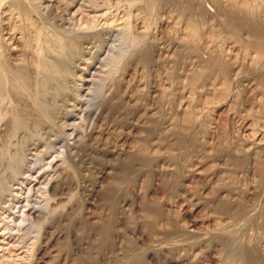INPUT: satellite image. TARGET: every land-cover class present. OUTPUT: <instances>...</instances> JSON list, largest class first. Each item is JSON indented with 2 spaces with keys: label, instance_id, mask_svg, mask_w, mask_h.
Wrapping results in <instances>:
<instances>
[{
  "label": "rangeland",
  "instance_id": "rangeland-1",
  "mask_svg": "<svg viewBox=\"0 0 264 264\" xmlns=\"http://www.w3.org/2000/svg\"><path fill=\"white\" fill-rule=\"evenodd\" d=\"M0 264H264V0H0Z\"/></svg>",
  "mask_w": 264,
  "mask_h": 264
},
{
  "label": "bare ground",
  "instance_id": "bare-ground-1",
  "mask_svg": "<svg viewBox=\"0 0 264 264\" xmlns=\"http://www.w3.org/2000/svg\"><path fill=\"white\" fill-rule=\"evenodd\" d=\"M50 4H51V3H50ZM51 5H52V4H51ZM90 47H91V46H90ZM103 61H104V60H103ZM78 62H79V61H78ZM98 66H99V65H98ZM89 68H91V65H89V64H88L87 68H83V67H81V69L83 70V72H84L85 75H89V72H90V71H88ZM94 71H95V70H94ZM93 73H94V72H93ZM88 77H89V76H88ZM93 77H94V76H93ZM78 79H79V78H78ZM88 81H92V80H89L88 78H84V79H83V83H84V84H87ZM79 103H81V102H79ZM72 104H73V103H72ZM76 110H79V109H76ZM72 115H73V114H72ZM72 123H73V122H72ZM68 127H69V126H68ZM76 138H77V137H76ZM35 147H36V145H35ZM35 147H34V148H35ZM33 150H34V149H33ZM43 151H44V150H43ZM44 152H45V151H44ZM48 164H49V163H48ZM55 165H56V164H55ZM58 165H59V164H58ZM48 168H49V167H48ZM33 169H34V167H29V168L26 169L25 171H28V172L32 175V174H33V173H32ZM44 172H45V173H48V172L45 171V170H44ZM24 173H26V172H24ZM48 174H50V173H48ZM34 176H35V175H34ZM32 177H33V176H32ZM35 177H36V176H35ZM41 177H43V176H41ZM41 177H40V178H41ZM44 177H46V176H44ZM37 179H38V178H37ZM47 179H48V178H47ZM26 180H27V178H26ZM34 180H35V179H34ZM35 181H37V180H35ZM39 181L42 182L41 179H40ZM33 182H34V181H33ZM37 182H38V181H37ZM38 183H40V182H38ZM20 184H21V183H20ZM27 184H28V183H27ZM16 185H17V184H16ZM23 185H24V184H23ZM34 185H35V184H34ZM38 185H39V184H38ZM24 186H25V185H24ZM36 187H37V186H36ZM19 188H20V187H19ZM19 188H18V189H19ZM31 190H32V189H31ZM60 190H61V189H60ZM32 191H33V190H32ZM36 193H38V192H36ZM36 193H35V195H36ZM17 196H18V195H17ZM33 198H34V197H33ZM7 199H8V198H7ZM13 199H14V198H13ZM17 200H18V198H17ZM29 200H30V199H29ZM18 201H19V200H18ZM11 202H12V201H11ZM20 202H21V201H20ZM5 208H6V207H4V209H5ZM39 208H40V207H39ZM8 209H9V208H8ZM10 211H11V210H10ZM12 211H13V210H12ZM39 213H40V212H39ZM12 231H13V230H12ZM18 233H19V232H18ZM19 237H20V236H19ZM15 238H16V237H15ZM19 239H20V238H19ZM21 239H22V238H21ZM23 243H24V242H23ZM16 247H17V246H16ZM26 251H27V250H26ZM38 261H39V260H38ZM37 263H38V262H37Z\"/></svg>",
  "mask_w": 264,
  "mask_h": 264
}]
</instances>
